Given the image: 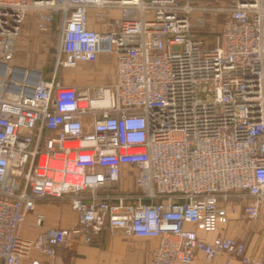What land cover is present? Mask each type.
Here are the masks:
<instances>
[{
    "label": "built area",
    "instance_id": "built-area-1",
    "mask_svg": "<svg viewBox=\"0 0 264 264\" xmlns=\"http://www.w3.org/2000/svg\"><path fill=\"white\" fill-rule=\"evenodd\" d=\"M32 9L62 17L47 75L10 64ZM101 58L114 80L59 81ZM0 63L2 264H55L106 228L157 239L149 264H264L228 234L264 206V0H0ZM39 200L77 224L23 235Z\"/></svg>",
    "mask_w": 264,
    "mask_h": 264
},
{
    "label": "crops",
    "instance_id": "crops-1",
    "mask_svg": "<svg viewBox=\"0 0 264 264\" xmlns=\"http://www.w3.org/2000/svg\"><path fill=\"white\" fill-rule=\"evenodd\" d=\"M91 28L99 29L101 25L90 21ZM115 79L114 62L101 58L92 66H81L69 75L70 86H92ZM39 200L35 210L30 213L23 226L22 233L27 237H35L39 232L50 227L68 228L77 224V213L67 201ZM38 216L42 217L40 225L36 224ZM228 234L244 241L249 255L264 258V206L257 220L240 217L228 227ZM154 238L138 237L125 233L123 230L110 231L104 229L92 242L87 243L82 237L59 248L55 256V264H149L151 253L157 246ZM228 257L221 255L208 262L199 253L193 264H226ZM0 264L2 262L0 261ZM21 264H32L25 259ZM230 264H243L232 259Z\"/></svg>",
    "mask_w": 264,
    "mask_h": 264
},
{
    "label": "rangeland",
    "instance_id": "rangeland-1",
    "mask_svg": "<svg viewBox=\"0 0 264 264\" xmlns=\"http://www.w3.org/2000/svg\"><path fill=\"white\" fill-rule=\"evenodd\" d=\"M61 20L62 17L58 14L52 23L43 27L39 20V11L37 9L30 10L23 23L15 56L10 64L40 70L46 75L49 74L55 65L54 56L60 39ZM74 70L72 68L59 69V81L63 84L67 83L69 75ZM56 202L69 205L63 201Z\"/></svg>",
    "mask_w": 264,
    "mask_h": 264
},
{
    "label": "water",
    "instance_id": "water-1",
    "mask_svg": "<svg viewBox=\"0 0 264 264\" xmlns=\"http://www.w3.org/2000/svg\"><path fill=\"white\" fill-rule=\"evenodd\" d=\"M6 64L5 63H0V75H3L6 69Z\"/></svg>",
    "mask_w": 264,
    "mask_h": 264
}]
</instances>
